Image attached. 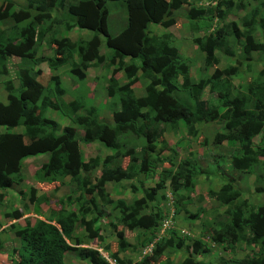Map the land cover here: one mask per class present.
Listing matches in <instances>:
<instances>
[{
  "label": "trees",
  "instance_id": "16d2710c",
  "mask_svg": "<svg viewBox=\"0 0 264 264\" xmlns=\"http://www.w3.org/2000/svg\"><path fill=\"white\" fill-rule=\"evenodd\" d=\"M25 1L27 7L14 12H11V2H5L0 7V22H12L8 30L0 32V74L6 75L8 58H18L22 62L17 74V93L14 94L10 82L5 85L10 99L6 105L0 103V126L7 130L18 127L24 129L23 134L8 132L0 135V190L4 191L0 196L24 182L22 161L28 157L46 156V161L33 175L35 181H38L36 183L57 191L63 185L61 181L69 177L70 184L74 185L64 198L69 199L78 194L77 200L83 197L88 200L85 199L79 204L78 214L64 211V205L59 201L60 210L56 212L54 220L37 221L34 225L28 223L21 228L15 234L17 243L7 256L9 264H65V254L76 249L70 246L69 242L73 241L75 246L80 245V241L74 238L76 225L84 228L88 240H101L103 226L94 229V220H86V216L94 218L96 215V196L103 197L105 183L117 185L130 179L128 169L132 162L136 164L140 159V167H162L165 160L158 156L152 160L151 156L154 155L165 128L177 131L182 123L187 133L194 135L197 125L220 121L223 123L224 133L217 135V143L235 142L239 147L232 156V169L249 172L261 163L264 166V148L258 146L254 149L255 139H261L258 144L264 142V80H252L247 83L245 91L238 87V91L234 92L232 77H238V65L244 62L240 61L236 51L227 48L224 42L227 36L231 37L235 44L242 40V53L249 62L252 53L264 54V37L261 42L254 39L255 30L264 29V19L261 18L264 14V0H259L257 6L245 16L241 29L232 22L225 27L228 31L220 28L214 37H207L204 41L195 40L196 46L205 54L207 65L216 63V51L222 49L224 54L237 64L223 70L221 77L199 81L192 80L187 59L182 60L178 48L170 45L171 34L161 37L150 35L148 30L149 25L161 26L164 29L177 26L179 17L170 14L179 10L185 0H122L126 25L118 35H111L109 32L107 6L120 0ZM219 4L226 6V12L233 6L232 1H220ZM209 9L203 8L199 11L191 8L184 18L190 22V26L200 29L206 25L207 18L222 17L219 9L214 16L210 14ZM49 10L54 11L53 16L49 14ZM66 15L75 19L72 25L64 22ZM23 23L25 26L20 28ZM46 26L63 27L66 31L76 28L78 31L93 33V36L86 42L77 41L57 50L50 49L54 53L50 58H37V47L47 38V33L42 32L40 28ZM100 38H103V41ZM101 43L109 54V65H117L113 75L121 70L126 79L123 85L118 83L115 76L109 77L108 80L107 95L119 96L120 113L113 112V117L116 115V118H122L120 121L115 118L116 122L112 125L103 121L99 109L85 105L87 92L77 93L70 101H66L64 96L68 92L61 85L58 75L51 76L45 84L40 80L42 72L34 71L35 67L42 63L52 71L68 64L72 68L71 74L78 81H83L85 75L82 71L89 68L90 63L100 65L106 61L99 52ZM75 55L79 59L77 62L74 61ZM109 65L105 67L107 70ZM259 75H263V72ZM179 78L182 79L180 84ZM139 80H144L147 85L145 95L136 97L132 87ZM177 89L186 93L192 101V107L175 97ZM205 89L217 94L221 100L222 113L219 109L207 107L202 101L201 96ZM47 109L60 112L70 119L73 125L60 128L56 122L44 117ZM79 129L83 131L82 136H78ZM129 134L144 141L139 152L141 158H137L132 149H125L122 137ZM94 143L101 145L106 151L114 152L104 159L103 168L116 159H121V165L113 169L102 168L99 179L92 185L88 174L93 171V167L98 166L99 160L90 158L84 161L80 145ZM167 150L169 148L165 145L161 151ZM127 159V166H122ZM197 174L202 173L189 162H185L184 168L177 172L171 182L173 192H178L181 188L184 191L191 190ZM216 177L221 179L222 175L216 173ZM181 180L183 182L179 184ZM35 184L30 189V204L41 201L37 200L35 195ZM163 185L158 183L149 191L143 192V196L135 200L131 208L123 202L117 204L123 214L131 215L130 221L126 222L128 230L137 228L144 231V234H149L158 228L161 218L151 208ZM234 187L233 180H229L220 190V195L224 197L220 198L221 203L232 205L233 208L227 211L224 221L218 222V228L211 230V237H222L232 248L239 244L253 247L254 249H250L252 259H257L258 264H264V206L249 209L246 199L243 198L245 194ZM131 191L135 192L136 189L132 186ZM217 198L219 199V196ZM45 200L51 202L49 198L45 197ZM142 211L146 213H141ZM203 213V208L197 210L198 216ZM6 217L18 220L22 216L19 211H14ZM118 235L119 251H126L123 236ZM144 241L146 239L142 238L141 244ZM181 246L182 242L177 247ZM194 246L198 250L201 243L194 242ZM0 253L3 254L2 250ZM78 253L80 259L87 264H108L95 250L81 248ZM203 253L207 255L209 250ZM203 253L198 251L195 256L186 253L181 264H201L197 256ZM149 263L150 260L145 259L142 264ZM164 264H170L169 260ZM221 264L228 263L222 261Z\"/></svg>",
  "mask_w": 264,
  "mask_h": 264
},
{
  "label": "rangeland",
  "instance_id": "374dc122",
  "mask_svg": "<svg viewBox=\"0 0 264 264\" xmlns=\"http://www.w3.org/2000/svg\"><path fill=\"white\" fill-rule=\"evenodd\" d=\"M220 1H232L233 6L226 12V6L223 4L220 5ZM258 1L259 0H185V3L179 10L173 13L171 12L170 14L171 16L177 15V17H179L177 26L169 29H164L160 26H152V28L149 29V33L158 36L171 34L173 45L178 48L181 59L183 60L186 58L188 61L192 80L216 79L217 77L223 76V70L235 67L237 65L235 60L227 57L226 54H224V49H222L216 51V63L213 62L207 65L205 63V54L196 46L195 40L204 41L207 37H214L215 33L220 28L225 29V27H228L232 22L236 23L241 29L243 19L257 6ZM5 2H11L13 4L11 12L17 9H24L27 6L25 0H0V7ZM107 7L109 12H111V16L108 18L109 32L112 33L111 35H118L125 27L126 13L123 9V1L120 0L116 3L109 4ZM191 8H196L199 11L203 8L204 10L210 8V14L213 16L219 9L222 17L220 19L214 17L210 19L207 18L205 20L206 25L198 29L196 26H190V22H187L188 20L184 18ZM48 12L53 16V10H49ZM261 18L264 19V14ZM65 21L72 24L75 22V19L70 15H66L64 18V22ZM10 26H12V22L9 20L0 22V32H5ZM46 27L40 28L42 32L47 33V38L37 47L38 54L41 53L39 50L45 51L46 47H49L51 50H57L66 44L76 43L72 42L71 39L77 38L79 32L73 31L68 33L67 36V33L62 30L64 29L63 27ZM225 30L228 31L227 29ZM263 37L264 29H256L254 34L255 41L261 42ZM80 40L81 38L77 41ZM224 40L226 47L230 48L232 51L235 50L239 60L244 62L242 65H238L240 68L238 77H232V83L235 86L234 92L238 91V87H240L242 91H245L247 83L252 80H264V54L259 52L252 53L251 61L249 62L242 53V40L237 44H235L234 40L229 36L225 37ZM51 50H48L49 56H53L54 54ZM17 61L18 59L13 58L12 62H14L15 65L12 63L9 64V75L7 77L10 81H13L17 77L15 74L17 72L16 66H18L16 65V63H18ZM18 67L20 68V66ZM115 68H117L116 64L109 67L104 77L107 86L101 83L99 84L101 88H97L93 101L94 103H98L96 101L100 100L102 103L103 99H105V104H102L103 106L90 105V108L99 110L107 108L111 111L113 109V112L116 111L117 114L120 113L118 94L109 98L103 97V93H107L104 89L107 90L108 88L109 77L115 76L120 85L126 83L123 71L118 70L117 73L113 75ZM96 71L97 69L89 70L90 82L83 83L84 85H93L91 81H94V73ZM260 72H263V75L260 76ZM96 74L98 75L97 72ZM181 82L182 80L179 78V84ZM146 85L147 83L144 80H139L132 87L134 95L136 97L144 96ZM175 96L186 105L192 107V101L183 90L177 89ZM201 99L207 107L219 109L221 113L223 112L221 100L216 94L209 92L208 89L204 90ZM0 100L4 101L5 97H0ZM44 116L48 117L47 114H44ZM102 116L103 121L108 125L114 124L116 120H122V118H116V115L115 120L113 114L110 116L102 114ZM196 130V134L190 135L187 133L186 127L182 123L177 131H171L165 128L161 140H159V143L156 145V151L154 155L151 156L152 160L156 158L155 156L164 159L165 163L162 167L161 165L156 168L152 166H150V168L140 167L139 159L136 164L132 162L130 169H128L130 179L124 180L117 185H113L110 182L105 183L103 197L98 198L99 196H96L95 199L97 212H95V217L86 216V220L90 218L94 220V229L103 226L101 232L102 239L88 240L84 229L77 225L74 238L80 241V245L75 246L73 241L69 242V244L76 249L65 255V264H87L79 257L78 252L81 248L95 250L99 252L103 259L108 261H113L115 259L116 264H142L145 259L150 260L149 264H164L166 260H169L170 264H181L186 253H191L195 256L198 251L203 253V251L208 250L209 254L206 255L203 253L197 256L199 263L221 264L222 261H224L228 264H247L249 261L248 264H258L257 259H252L251 257L252 250L250 251V249H254L253 247L248 248L247 245L244 246L243 244H239L232 248L222 237L212 238L211 232L218 228V222L224 221V218L227 217V211L233 208L232 205L221 203L220 199L224 198L220 195V190L229 180H233L234 188L237 190L240 189L243 194H245L243 198L246 199L249 209H257L260 206H264V166L261 163L253 167L249 172H239L232 169V156L234 151H237L239 147L235 142L226 141L217 143V135L224 133L222 122L202 123L197 125ZM260 140V138L255 139L254 149L258 146L264 148V142L258 144ZM162 142L165 144H162ZM122 143L125 144L126 150H129V148L132 149L135 156L141 158L139 152L144 145L143 140L136 139L135 136L129 134L126 137H122ZM165 145L169 150L161 151ZM80 147L83 160H88L90 158H97L99 160L98 166L93 167V171L88 174L92 185L96 184L100 177L101 170L108 167L113 169L121 165V159H116L103 168L104 159L114 154V152L104 151V148L99 144H94L91 147H84L81 145ZM185 162H189L196 170H200L202 174H197L194 178L191 190L184 191L181 188L178 192L174 193L171 182L177 172L184 168ZM25 164L26 167L24 171L28 169V163ZM127 164L128 159L122 163V166L126 167ZM36 167H38V165ZM216 173L222 175L221 179L216 177ZM68 178L69 177L61 181V183L64 185V183L69 182L70 180H68ZM182 182L181 180L178 183L181 184ZM158 183H163L164 185L158 191L155 202L152 204L151 208V210L157 212L161 218L158 228L149 234H144V231L137 228L132 231L128 230L126 222L130 221L131 215L130 213L123 214L117 204L123 202L125 206L131 208L134 201L143 196V192L149 191L150 188L156 186ZM73 185V183L68 184L70 188ZM132 186L136 189L135 192L131 191ZM29 189V185L20 184L5 192L4 196H0V250H2L3 253H0V264H9L7 256H9V253L17 243L15 234L21 228L25 227L28 223L34 225L39 218H56V210L52 209V204H49L43 196L41 201L36 205V207H38L36 211L37 218L31 217L25 219L32 207L28 201ZM51 190V188L46 189L44 193L49 195ZM63 190L64 192L61 194H64L68 189L66 187ZM3 193L4 191H0V195ZM218 196L219 199L217 198ZM49 198H51L50 195ZM77 198H79V195L74 194L71 198H64L62 200V205L65 206L67 212L71 211L78 214L79 204L85 199L88 200L86 197L78 200ZM199 208H203V215H197V210ZM16 210H20L24 215L21 220L14 223L8 219L6 215ZM141 213L145 214L146 212L142 211ZM118 234H122L123 236V241L126 244V251H119L120 238ZM142 238H145L146 241L141 244ZM246 238L247 240L249 239L248 237ZM148 240L151 241L148 242ZM197 241L201 243V247H199L198 250L194 246V242ZM180 242H182V246L177 247ZM187 247H190V249L188 250Z\"/></svg>",
  "mask_w": 264,
  "mask_h": 264
},
{
  "label": "crops",
  "instance_id": "0c3cea01",
  "mask_svg": "<svg viewBox=\"0 0 264 264\" xmlns=\"http://www.w3.org/2000/svg\"><path fill=\"white\" fill-rule=\"evenodd\" d=\"M24 26H25V24L23 23V24L20 25V28H22ZM62 30H64V32L67 33V36H68V33H71L73 31L79 32L77 34L78 35L77 38L71 39L72 42H77V40L80 39V38H81L80 41H85V40H88L92 36V33L87 32V31H78L76 28H72L70 31H66L65 29H62ZM100 39H101V41H103V38H100ZM45 49H46L45 51L39 50L41 52L40 54H38V51H37V56L36 57L37 58H40L42 56L49 57V58L52 57V55L49 56V52H48V50H50V48L46 47ZM99 51H100V54L102 56H104V58L106 60L105 63H103L101 65H96L94 62L90 63V67L87 68L85 71H82V74L85 75V79L83 81H78V79L71 74V69L72 68H70L68 64L66 66H62V67L58 68L57 70L52 71V70H50L48 68V66L45 63H42V64L36 66L34 71L40 70L42 72V76L40 77V80H42L45 84L48 83V80H50L51 76H53L55 74L58 75L59 78H60V81H61V85L65 89H67V92H68V94L64 96V99L66 101H70L77 93H81L83 91V92H87V97L84 99L85 105L87 107H90V105L91 106H95V105L103 106L105 104V102H106L105 99H103L102 103L100 102V100L96 101L98 103H94L93 101H94V98H95V94H96L97 88H101V85H99V84L101 83L102 85L107 86V84L105 83L106 80L104 79V77L106 76V72H107V69L105 67L107 65H109V62H108L109 54H108L107 50L105 49V46L103 45V43H101ZM13 58L14 57L8 58L7 61H6V69H7L6 75H1L0 74V97L1 98L5 97V100L4 101L0 100V103L3 104V105H6L9 102V99H10V95H8L6 93L4 87H5V83L7 81H10L7 76L9 75V64H11V63L14 64V62H12ZM15 59H18V58H15ZM78 60L79 59L75 55L74 56V61L77 62ZM17 62L18 63H16V65L19 64L18 66L21 65L20 63H22L20 61V59H18ZM18 66H16V71H17L15 73L16 75H17L18 70H19ZM109 67H112V65H109ZM67 69H68V71H67ZM95 69H97L96 72L98 73V75L96 74V72L94 73V76H95L94 77V81H91V83L93 85H91V86L87 85V84L84 85L83 83L90 82V80H89V74H90L89 70L91 71V70H95ZM10 82L12 84L14 92H17V90L19 88V82H18L17 77L13 81H10ZM104 90L107 91L106 89H104ZM103 97L109 98L107 93L106 94L103 93ZM12 98H14V97H12ZM111 113H113V109H112V111L107 109V108L101 109L100 110V117L103 118L102 114H107L108 116H110V115H112ZM44 114L48 115V117L44 116L45 118L53 120L54 122H56L60 126V128H64V127L73 125L70 119H68L66 116L62 115L58 111L47 109ZM8 132H14V133L23 134L24 133V129L22 127H18L16 129H13V130H7L5 127L0 126V135L4 134V133H8ZM77 133H78V136H82L83 135V131L81 129L77 130ZM94 144H97V143H94ZM94 144L82 145V146L91 147ZM80 151H81V147H80ZM104 151H106V150L104 149ZM46 159H47L46 156H37V157L26 158L24 161H22V163H21L22 175L24 177V182L22 183V185H29V187L31 188V186H33V184L38 182V181H35V179L33 178V175H34L35 172H37L39 170L40 166L42 165V163H44L46 161ZM84 161H87V160H84ZM25 163H28L27 164L28 165V169H26V171H23L25 169V167H26ZM37 165H38V167H36ZM68 180H70V179L68 178ZM69 183H70V181L67 182V183H64V185L61 186L57 191L51 190L49 195H50V197L52 199H54V200L51 201V203L52 202H58V200L64 199V197L70 193L71 188H70V186H68ZM42 185L43 184L36 183L35 186H34L37 198H39V199L41 198L42 199L43 196L46 197V198H49V195L44 193V191L47 188L43 187ZM66 187H67L68 190L65 191L64 194H61V193L64 192L63 189L66 188ZM39 193H42V194H39ZM40 195H42V196H40ZM63 195H65V196H63ZM22 197H24V196H22ZM51 207L54 210H59V208H57L56 203H55V205H51ZM29 212L31 213L30 216L32 215V213H34L33 207L30 208Z\"/></svg>",
  "mask_w": 264,
  "mask_h": 264
},
{
  "label": "clouds",
  "instance_id": "9594fccd",
  "mask_svg": "<svg viewBox=\"0 0 264 264\" xmlns=\"http://www.w3.org/2000/svg\"><path fill=\"white\" fill-rule=\"evenodd\" d=\"M110 16H111V12H109V17H110ZM109 17H108V18H109ZM124 24L126 25V15H125V23H124ZM150 26H152V25H149L148 30L150 29ZM154 27H157V26H154ZM160 27H161V26H160ZM151 28H152V27H151ZM162 28H163V27H162ZM170 28H172V27H170ZM168 29H169V28H168ZM149 34H150V33H149ZM150 35H155V34H150ZM167 35H168V34L160 35V36L162 37V36H167ZM92 36H93V33H92ZM92 36H91V37H92ZM91 37H90V38H91ZM90 38H89V39H90ZM169 38H170L169 40H170V42H171L170 45H171V46H174V45H173V42H172V36L169 35ZM89 39H88V40H89ZM88 40H85V41H83V42H86V41H88ZM99 52H100V51H99ZM100 55H101V54H100ZM103 57H104V56H103ZM77 58H78V57H77ZM104 59H105V58H104ZM94 63H95V62H94ZM95 64H96V63H95ZM18 65H19V64H18ZM96 65H98V64H96ZM100 65H101V64H100ZM19 69H20V68H19ZM18 72H19V70H18ZM17 74H18V73H17ZM17 79H18V76H17ZM181 80H182V79H181ZM7 82H10V81H7ZM7 82H6V83H7ZM6 83H5V85H6ZM10 83H11V82H10ZM181 83H182V82H181ZM11 85H12V84H11ZM4 89H5V87H4ZM18 89H19V88H18ZM5 91H6V89H5ZM13 91H14V90H13ZM17 91H18V90H17ZM176 91H177V90H176ZM176 91H175V92H176ZM6 93L8 94L7 91H6ZM14 93H17V92H14ZM8 95H9V94H8ZM174 95H175V93H174ZM216 95H217V94H216ZM175 97H176V96H175ZM28 158H30V157H28ZM23 171H24V170H23ZM30 189H31V188H30ZM30 189H29V190H30ZM35 195H36V193H35ZM36 197H37V196H36ZM40 199H41V198H40ZM40 199L37 198V200H40ZM49 199H50L51 201L54 200V199H51V198H49ZM62 200H63V199H62ZM62 200H58V202H59V201H62ZM28 201H29V198H28ZM58 202H52V203H51V202H48V203H50V204H52V205H55V203H56L57 208H59V210H60V205L58 204ZM53 203H54V204H53ZM37 204H38V202H36V204H31V206H32L33 209H34V213H32L31 216H30L31 213H29L25 219H28V218H31V217H35V218H37V215H36V211H37V208H38V207H36ZM63 209H64V211H67L66 208H65V206H64ZM59 210H56V212H58ZM16 211H19L22 217H21L20 219H18V220H11V221L14 222V223H16L17 221L21 220V219L23 218V215H24L20 210H16ZM56 212H55V213H56ZM50 220H54V219H51V218H47V219L39 218L38 221H50ZM78 226H79V225H78ZM76 227H77V225H76ZM76 227H75V229H76ZM23 228H24V227H23ZM81 228H82V227H81ZM75 229H74V232H75ZM83 229H84V228H83ZM70 246H71V245H70ZM66 254H67V253H66ZM66 254H65V255H66ZM64 260H65V257H64ZM104 260H105V259H104ZM105 261H106L108 264H116V261H115V260H113V261H111V260H110V261L105 260Z\"/></svg>",
  "mask_w": 264,
  "mask_h": 264
}]
</instances>
